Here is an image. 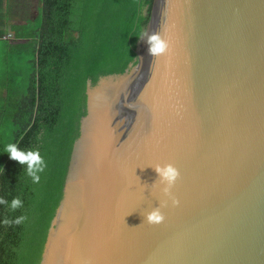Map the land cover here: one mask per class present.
Masks as SVG:
<instances>
[{"label": "water", "instance_id": "95a60500", "mask_svg": "<svg viewBox=\"0 0 264 264\" xmlns=\"http://www.w3.org/2000/svg\"><path fill=\"white\" fill-rule=\"evenodd\" d=\"M85 93L38 264H264V0H139ZM168 162L178 206L152 168Z\"/></svg>", "mask_w": 264, "mask_h": 264}, {"label": "trees", "instance_id": "16d2710c", "mask_svg": "<svg viewBox=\"0 0 264 264\" xmlns=\"http://www.w3.org/2000/svg\"><path fill=\"white\" fill-rule=\"evenodd\" d=\"M138 8L139 0H39L36 17L13 27L16 39L27 40L11 45L27 70L16 68L0 96V198L8 201L0 204V264L39 263L86 113L90 60L119 44ZM8 144L39 151L46 167L38 183L5 153ZM14 198L22 206L13 211ZM20 216L26 219L14 223Z\"/></svg>", "mask_w": 264, "mask_h": 264}, {"label": "clouds", "instance_id": "9594fccd", "mask_svg": "<svg viewBox=\"0 0 264 264\" xmlns=\"http://www.w3.org/2000/svg\"><path fill=\"white\" fill-rule=\"evenodd\" d=\"M148 43V54L154 59H158L161 56L169 55L172 49V42L170 38L167 37L165 29L153 32L147 39ZM5 153H7L12 160L17 161L19 164L27 165V174L32 178L33 183H38L40 181L39 173H42L46 167L45 161L41 157L38 150L36 151H22L18 150L15 144H8L5 148ZM154 171L157 173V180L159 185H162L161 192L165 197L171 200L173 206L179 205V200L172 195V189L176 184V181L180 177L179 169L171 162L164 164H156L152 166ZM153 183V185H155ZM0 204L8 205V201L4 198H0ZM22 206V201L19 198H14L11 201V210H16ZM167 200L162 201L158 207H154L150 212H147L144 217V222L148 224L158 225L164 222L165 215L161 211V208L167 207ZM26 219L25 216H20L16 218L13 222L20 224ZM4 223H10L5 220Z\"/></svg>", "mask_w": 264, "mask_h": 264}, {"label": "crops", "instance_id": "0c3cea01", "mask_svg": "<svg viewBox=\"0 0 264 264\" xmlns=\"http://www.w3.org/2000/svg\"><path fill=\"white\" fill-rule=\"evenodd\" d=\"M15 2L16 0H0V44L2 45V52H4L3 57L4 59H6V62H8V68L0 73V96L2 94L4 95L7 90L5 86L10 83V80L12 78V73L9 71V64L11 59V52L16 49L13 50L11 45L27 41L26 39H16L14 35L13 27L18 24H22L21 22H17L15 19L20 16L24 18L27 17L25 11L22 14L15 12ZM11 6H13L14 11L11 9ZM37 7L38 5L36 6V11ZM36 15L37 14H35L34 16L36 17ZM35 17H33V19ZM8 34H11L12 38L8 39L4 37Z\"/></svg>", "mask_w": 264, "mask_h": 264}, {"label": "rangeland", "instance_id": "374dc122", "mask_svg": "<svg viewBox=\"0 0 264 264\" xmlns=\"http://www.w3.org/2000/svg\"><path fill=\"white\" fill-rule=\"evenodd\" d=\"M37 5H39V0L38 1L37 0H16L14 8H15V12L22 14L25 11L27 15L26 18L33 19V17H35L34 15L37 14V11H36ZM14 8H13V11H14ZM26 18L20 16V17H17L15 20L17 22L23 23L26 21ZM10 38H12V36ZM3 55H4V52H2V45L0 44V73L8 68V62H6V59H4ZM17 56H18L17 52L15 51L11 52L9 71L12 74L15 72V70H19V69L27 70V68H25V66H27L26 60L25 59L19 60ZM26 56H28V54H26ZM16 68H19V69H16ZM6 126L4 129L7 132L8 129Z\"/></svg>", "mask_w": 264, "mask_h": 264}, {"label": "built area", "instance_id": "2783aa9c", "mask_svg": "<svg viewBox=\"0 0 264 264\" xmlns=\"http://www.w3.org/2000/svg\"><path fill=\"white\" fill-rule=\"evenodd\" d=\"M11 36H12L11 34H8V35H6L4 37L9 39Z\"/></svg>", "mask_w": 264, "mask_h": 264}]
</instances>
